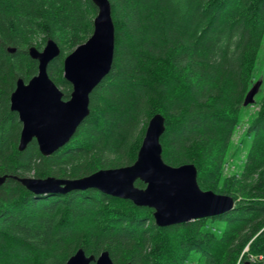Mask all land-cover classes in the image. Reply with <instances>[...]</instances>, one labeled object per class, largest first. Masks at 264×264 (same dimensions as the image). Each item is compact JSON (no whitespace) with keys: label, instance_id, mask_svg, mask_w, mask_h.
I'll use <instances>...</instances> for the list:
<instances>
[{"label":"trees","instance_id":"trees-1","mask_svg":"<svg viewBox=\"0 0 264 264\" xmlns=\"http://www.w3.org/2000/svg\"><path fill=\"white\" fill-rule=\"evenodd\" d=\"M108 1L110 72L72 139L43 157L34 140L18 151L21 123L10 95L18 79L37 74L28 48L51 39L60 55L47 74L67 100L62 61L91 36L97 10L90 0H0V176L78 179L132 165L148 121L160 114L163 161L194 165L199 188L231 197L234 208L160 228L152 209L95 189L34 196L7 178L0 264H65L79 249L95 258L107 251L114 264L263 263L264 81L233 150L232 140L252 107L243 102L263 57L264 0ZM237 156L240 164L226 174Z\"/></svg>","mask_w":264,"mask_h":264},{"label":"water","instance_id":"water-1","mask_svg":"<svg viewBox=\"0 0 264 264\" xmlns=\"http://www.w3.org/2000/svg\"><path fill=\"white\" fill-rule=\"evenodd\" d=\"M90 1L97 10L92 34L62 61L63 78L71 86L67 100H63V93L47 74L48 65L60 55L59 46L47 39L42 50L34 46L27 50L30 59L37 62V74L27 83L18 79L9 98L10 110L17 114L21 123L17 146L19 152H23L33 140L43 157L63 148L88 117L91 92L110 72L115 34L111 6L108 0ZM8 52L12 53L14 49ZM261 84V81H257L247 92L244 107L254 104ZM164 131V118L160 114L154 115L147 123L132 165L99 170L78 179L4 175L0 176V186L7 178L16 179L34 196L95 189L104 195L128 200L137 207L152 209L154 224L160 228L216 217L233 210L231 197L199 188L194 165L172 167L163 161L160 138ZM137 181L144 188L136 187ZM65 264L114 263L107 251L95 258L79 249Z\"/></svg>","mask_w":264,"mask_h":264},{"label":"rangeland","instance_id":"rangeland-1","mask_svg":"<svg viewBox=\"0 0 264 264\" xmlns=\"http://www.w3.org/2000/svg\"><path fill=\"white\" fill-rule=\"evenodd\" d=\"M45 44V43H44ZM44 44H43V46H44ZM43 46L42 47H40L41 49L40 50H42V48H43ZM39 50V49H38ZM72 52V51H71ZM70 52V53H71ZM67 54V53H66ZM65 54V56H67ZM261 56H263L259 61H258V63H257V71H256V73H255V76H254V80H253V84H255L257 81H261L262 82V84H261V87H262V85H263V77H264V49H263V51H262V55ZM57 86V85H56ZM58 87V86H57ZM261 87L259 88V91H260V89H261ZM59 88V90L63 93V88H61V87H58ZM71 91V90H70ZM70 93V92H69ZM259 93V92H258ZM258 95V94H257ZM256 95V96H257ZM255 96V97H256ZM66 100V99H65ZM257 110H258V108H257V106L256 105H252V107L250 108V111H248V116L246 117V119L244 120V122L237 128V131H236V133H235V135H234V137H233V140H232V150H233V148H235L236 146H237V143H238V141H239V139L242 137V135H243V133L245 132V130H246V128H247V120L251 117V116H253L254 114H255V112H257ZM238 161H240V157H238L237 156V158H234L233 159V161L232 162H230V164H226V166L224 167V171H225V173L226 174H228V172L229 171H231V170H235V169H233V167H232V165L233 164H237V166L240 164H238ZM255 259H251V261H254Z\"/></svg>","mask_w":264,"mask_h":264},{"label":"flooded vegetation","instance_id":"flooded-vegetation-1","mask_svg":"<svg viewBox=\"0 0 264 264\" xmlns=\"http://www.w3.org/2000/svg\"><path fill=\"white\" fill-rule=\"evenodd\" d=\"M64 100V99H63Z\"/></svg>","mask_w":264,"mask_h":264}]
</instances>
